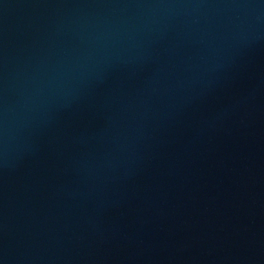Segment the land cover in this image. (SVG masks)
I'll use <instances>...</instances> for the list:
<instances>
[{
    "label": "water",
    "instance_id": "obj_1",
    "mask_svg": "<svg viewBox=\"0 0 264 264\" xmlns=\"http://www.w3.org/2000/svg\"><path fill=\"white\" fill-rule=\"evenodd\" d=\"M0 264H264V0H0Z\"/></svg>",
    "mask_w": 264,
    "mask_h": 264
}]
</instances>
